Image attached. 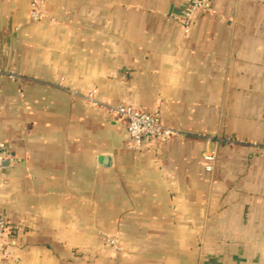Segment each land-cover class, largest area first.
Listing matches in <instances>:
<instances>
[{"label":"crops","instance_id":"obj_1","mask_svg":"<svg viewBox=\"0 0 264 264\" xmlns=\"http://www.w3.org/2000/svg\"><path fill=\"white\" fill-rule=\"evenodd\" d=\"M36 1L39 21L0 0L17 76H0V264H264V156L203 162L206 136L264 142V0H211L187 32L189 0ZM91 91L178 136L133 151L125 122L70 93Z\"/></svg>","mask_w":264,"mask_h":264},{"label":"built area","instance_id":"obj_2","mask_svg":"<svg viewBox=\"0 0 264 264\" xmlns=\"http://www.w3.org/2000/svg\"><path fill=\"white\" fill-rule=\"evenodd\" d=\"M32 11L30 18L33 21H39L42 19L43 14L41 12L39 2L31 0ZM212 12L211 0H189L188 8L184 18H177L175 21L180 24L185 32L188 31L190 22L197 14H208ZM0 76H7L9 79H15L17 76L14 73L4 72L0 69ZM75 97L79 98L85 103H88L95 107L105 109L108 115L112 118L121 120L126 124L127 136L131 143V149L133 151H139L142 146L147 143H152L157 140H166L172 137L178 136V133L166 126L161 122L159 113H145L135 111L132 108L114 105L109 103H102L98 101L93 93L80 94L77 92H70ZM206 144L205 151L203 152L204 167L207 172H211L213 164L217 156V147H247L253 150L255 153L264 156V142H245L243 140H236L230 137H218V136H206L203 138ZM5 157L11 160L7 145L0 141V158ZM9 231L5 220L0 218V246L3 251V256L8 257L9 252L7 250ZM106 245H114V240H105ZM12 245V243L10 244ZM8 245V246H10ZM116 245V244H115ZM114 249L116 250V246Z\"/></svg>","mask_w":264,"mask_h":264},{"label":"rangeland","instance_id":"obj_3","mask_svg":"<svg viewBox=\"0 0 264 264\" xmlns=\"http://www.w3.org/2000/svg\"><path fill=\"white\" fill-rule=\"evenodd\" d=\"M89 93H93V96L95 97L96 96V93L95 91H91ZM88 93V94H89ZM106 239H109V240H114L115 241V246H116V250L114 249V245H106L105 244V249L106 251H108L109 253H112V254H117V253H120L122 251V247H121V244L119 243V240L116 239L115 237H109V238H106Z\"/></svg>","mask_w":264,"mask_h":264},{"label":"water","instance_id":"obj_4","mask_svg":"<svg viewBox=\"0 0 264 264\" xmlns=\"http://www.w3.org/2000/svg\"><path fill=\"white\" fill-rule=\"evenodd\" d=\"M110 160H111V158L109 156L102 158V161L106 167H108L110 165Z\"/></svg>","mask_w":264,"mask_h":264}]
</instances>
